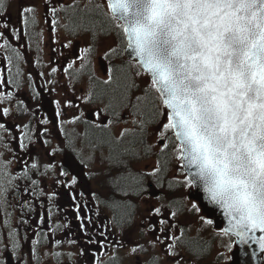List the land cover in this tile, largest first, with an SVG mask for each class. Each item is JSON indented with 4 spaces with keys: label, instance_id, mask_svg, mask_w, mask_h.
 I'll list each match as a JSON object with an SVG mask.
<instances>
[{
    "label": "snow or ice",
    "instance_id": "1",
    "mask_svg": "<svg viewBox=\"0 0 264 264\" xmlns=\"http://www.w3.org/2000/svg\"><path fill=\"white\" fill-rule=\"evenodd\" d=\"M105 2L106 10L104 2L87 0L81 6L80 0H72L59 8L48 7L47 12L56 16L58 11H70L69 23L63 27L74 36L83 35L96 43L112 40L103 52V58L111 60L106 78L100 80L94 74L89 77L93 84L99 82L104 86L99 95L107 102L102 99L103 107L97 108L92 113L94 119L85 123L103 134L91 145L94 151L88 160L94 162L95 150L100 149L99 163L107 165L104 171L110 185L104 202L111 210L113 224L121 231V241L128 234L130 253L147 252L135 238L143 232H134L139 226L130 211L129 197L144 195L147 178H153L156 187H163L168 166L174 165L183 178L174 177L168 188L175 185L202 190L203 198L222 212L227 222L226 227L213 235L229 240L235 236L241 244H255L252 258L256 259L257 252H261L259 259L264 260V0ZM4 7L5 0H0V8ZM35 11L34 6L23 7L21 23L34 24L35 16L28 14ZM51 23L55 33L59 21L53 19ZM2 27L8 30L7 23ZM3 34L0 32V36ZM12 34L16 35L15 29ZM71 44L70 40L64 47ZM93 51L92 44L79 49L76 59L83 61L81 68L91 63L88 54ZM125 53L130 59L121 61ZM15 56L19 58V52ZM6 59L11 62V58ZM73 63L70 61L65 67L66 73ZM56 71L55 67L51 69L52 73ZM7 83L12 81L9 79ZM11 96V92L0 91V99ZM92 96L90 87L83 99L88 102ZM56 103L59 105V101ZM65 103L72 106L70 100ZM8 113L7 107L2 109L3 115ZM56 115L60 116L59 107ZM83 115L82 112L73 116L71 122ZM118 124L124 126L115 128ZM23 127L27 129L28 125ZM0 129L7 131L4 123H0ZM25 147L21 141L20 148ZM153 156L155 159L149 164ZM10 163L0 160V198L6 197L15 180L7 170ZM136 164L141 167L135 168ZM36 167L33 162L31 168ZM23 175L27 177V167ZM59 175L66 177L69 173L61 167ZM76 182L77 176L73 175L68 185ZM31 183L35 185L37 181ZM55 195L48 193V199ZM157 199H167L172 210L163 217V205L151 208L150 216L160 218L157 224L150 223L148 230L151 232L158 226L160 235L146 243L152 248L159 245L170 264H198L210 250L203 229L214 223L205 213L206 206L198 202L199 196L187 203L185 197L176 199L175 193ZM0 203L6 204V200L0 199ZM79 207L77 204V220L82 219ZM192 214L200 224L194 236L187 235L185 228L180 227L181 223L191 222ZM79 228L86 233L83 222ZM9 236L13 240L12 248L19 249L15 229ZM31 243L30 259L35 260L38 241L34 239ZM55 243L59 245L61 241ZM95 243L101 249L105 246L103 241ZM117 243L123 247L122 242ZM222 246L232 249V243ZM80 254L83 255V250ZM52 255L59 257L60 253ZM136 264H162V261L153 253L143 261L137 257Z\"/></svg>",
    "mask_w": 264,
    "mask_h": 264
},
{
    "label": "rangeland",
    "instance_id": "2",
    "mask_svg": "<svg viewBox=\"0 0 264 264\" xmlns=\"http://www.w3.org/2000/svg\"><path fill=\"white\" fill-rule=\"evenodd\" d=\"M72 0H10V8L7 11H0V16L3 17L0 20V32H5L3 36L12 37V46L16 48L20 54H24L26 60L17 64V76L18 79L15 81L21 86L18 89H11L12 83H7L10 79L9 76H4L6 71V62L3 61L4 53L2 52L3 46L0 44V91H4L5 94L7 92H11L12 96L7 99H0V121L5 120L11 129H20L21 126L27 124L32 125V130L36 133L33 134L34 137V145L39 147V139L44 142V146H40L37 150L48 151L49 155L42 156L41 160L36 162L37 166L42 170H46V174L43 176L48 181V174L50 171H56V164L59 162V157L61 156L62 150L66 148L67 144H72L77 152V155L80 157L81 161L87 166L86 172L91 181V191H93L98 198H104L106 200L109 195V184H107V174L104 169L107 165H101L99 163V155L100 149L95 150L96 160L94 162H90L88 157L93 153L89 147H86L83 144V122L85 119L92 120V117H89V113H93L99 107H103L102 103H95L92 105L91 100L86 102L83 99V96L87 94L90 87H92L91 81L89 77H92L93 74L100 79L106 78V68L111 60H106L103 58V52L107 50V46L112 44V40H104L99 43L91 41L88 37L79 35H72L69 29L63 27L65 25L64 19L62 17L59 18V12L56 16H53L47 12L48 7H59L60 4L71 3ZM87 0H80L81 5L86 3ZM95 3H105V10L107 9V5L105 0H94ZM25 6H34L36 11L35 23L32 24V29L36 27V35H33L36 39L35 46H32V43L29 44L30 39L25 37L24 25L21 23V17L19 10ZM18 11V12H17ZM17 16V20H15ZM57 19L59 23L56 26V32H52V20ZM3 23L8 24V30L5 31L2 27ZM16 30V35L12 36V30ZM0 36V41L2 40ZM72 41V44L65 48L64 45L68 44L69 41ZM89 44H92L94 47V51L89 55L91 63L86 64L83 68H81L82 60H77L76 57L80 55L79 49L82 47H86ZM6 49V48H5ZM29 56V59L27 58ZM5 59V58H4ZM125 56L120 58L121 61H124ZM70 61H75L72 64L71 72H65V67L69 64ZM55 67L57 71L55 73L51 72V69ZM80 70V71H79ZM72 71L76 73H72ZM43 73V75H41ZM11 80V79H10ZM12 81V80H11ZM138 82L143 83V80H139ZM36 84H40L44 87L46 91L49 92L50 96L55 105L56 113L59 107L60 116L57 118V121L54 123L51 119L41 110L40 108V98L39 94L36 90ZM33 87L31 91L30 88ZM92 99V98H91ZM72 101V106H68L65 102ZM23 103H20V102ZM57 101H59V105H57ZM29 105L30 112L34 113L36 116L33 122H30L26 117L19 119L17 122H13V120L7 119L9 118L6 115L2 114V109L7 107L9 109L10 115H15L18 113L26 112L21 107H27ZM28 110V109H27ZM17 111V112H16ZM83 112V116L80 120L71 122L73 116H79ZM7 117V118H6ZM11 117V116H10ZM6 118V119H5ZM124 118L127 119V114H124ZM42 120H47L48 123H40ZM40 123L41 128L37 130V123ZM6 123L5 126H6ZM19 124V127L15 128V125ZM124 125L118 124L115 128L123 127ZM7 129V126H6ZM44 129V131H43ZM45 129L47 131L45 132ZM37 130V132H36ZM4 129H0V140L5 142L9 140L10 147L13 149V145L11 143L10 138L5 136ZM47 141V143H46ZM56 149V151H53ZM106 152V149L104 148ZM11 152V150H10ZM52 156H56L55 160L52 161ZM155 159L153 156L148 162L151 164L152 160ZM0 160L11 161L8 165V171L13 176L15 171V165L19 164L16 161H12L10 159V155H6L4 152L0 151ZM46 164L53 165L52 168H45ZM135 168L139 169L141 167L140 164L134 165ZM169 171L167 173V180H165L163 187H156V183L153 178H147L146 187L148 188V182L154 184L159 191H161V197H166L171 193H175V198L179 199L181 197H185V203L190 201L187 198V192L189 189L175 186L169 190L168 182L172 181L174 177L182 179L183 177L179 175L176 171V166L169 165ZM56 174V173H54ZM59 184V183H56ZM146 195L137 197L131 196L129 198V203L133 204L134 209L136 207V211H132V216L135 223L139 226L134 229V232L140 233L143 232V235H137L135 238L139 239L140 243L144 245L145 248L150 250H157V255L161 258L162 264H170L167 258L164 256V251L160 246H156L152 248L146 242L151 240L147 238L146 231L147 227L142 223L144 222V218L148 217L150 214V210L152 206L162 207V216L167 217L170 212L166 207V199H157L149 195L146 191ZM8 194L6 195V197ZM145 197V198H144ZM5 197L0 198L4 200ZM141 198V199H140ZM140 199V201H139ZM3 207L5 204L0 203ZM169 206V205H167ZM180 207V205H177ZM152 224H156L160 217L152 216ZM191 222L189 224L181 223L180 226H187L188 234H194L197 228L200 227L198 223L197 217L195 214H192L190 217ZM213 226H208L203 229V233L207 232L209 234V228ZM5 229L8 233H10V228L8 225H5ZM100 234V238L103 239L105 237L104 248L101 249L99 245L97 247H93L88 241L80 245L77 240H74L72 237L64 236L59 238L61 241L59 245L53 240L51 243H48L40 247L39 242L37 243V256H40L41 264H96V261H101L102 264H114L112 261L117 258L119 264H136V258L139 257L141 261L145 259L147 255L144 252H137L136 254H132L129 252V248L131 244L129 243L130 236L125 234L123 237V241H121V231L120 230H112L110 227L103 225L97 228ZM103 233V235H101ZM159 235V234H158ZM220 237H216V250L213 254H218L219 251L223 253L221 257L222 262H216L214 260V255L210 256L200 261V264H223L228 261L227 257H229L230 251L222 246L223 244L232 243L227 237H223V239H219ZM35 238H33L34 240ZM154 239V238H153ZM37 240V239H35ZM69 241H75V243H69ZM117 242H122L123 247H121ZM127 243V245L125 244ZM129 244V245H128ZM233 247V243H232ZM27 248V247H26ZM29 248L31 250L32 243L29 244ZM81 250H83V255H81ZM53 252L60 253L59 257H55L52 255ZM100 252H103V255H99ZM25 256L27 257L28 252L25 251ZM115 257L111 260H107L108 258ZM35 264V262H33Z\"/></svg>",
    "mask_w": 264,
    "mask_h": 264
},
{
    "label": "flooded vegetation",
    "instance_id": "3",
    "mask_svg": "<svg viewBox=\"0 0 264 264\" xmlns=\"http://www.w3.org/2000/svg\"><path fill=\"white\" fill-rule=\"evenodd\" d=\"M36 155L42 157L49 154L48 151L36 150L34 148L30 150L18 149L13 154L16 163L21 164L18 166V169L20 168L24 171L25 167H27L28 175L31 178H35L33 180H36L37 183L33 185L28 175L27 177L22 175L21 178L17 176L12 186L15 189L8 193L9 196L6 199V204L2 209L0 208V260L3 261V264H33V262L35 264H41L42 258L40 256H37L35 260L30 259L29 244L33 238L37 239L40 247L43 245L46 246L48 240L51 243L53 240H58L64 236L72 237L80 245L85 241L92 240L94 243H91V245L97 247L98 243L95 242L99 241L100 238L97 228L103 225V221L108 218V215L104 214V208L92 196L81 195L82 191L77 182L68 185V181L71 180L73 175L63 166L56 164V171H50L48 174L49 181L43 175L37 177L35 170L31 168V164ZM55 158L56 156H52V161ZM61 167L69 173L68 176L59 175ZM57 181H59V184H56ZM25 188L28 189L27 192L24 191ZM50 192L56 193L52 200L48 199V193ZM77 204L80 206L79 212L82 218L81 220L76 219ZM165 205L169 211L172 210V207L167 206L169 205L167 199ZM153 207L155 206L151 208ZM20 213L22 214L20 215ZM151 217L150 214L148 217H145L142 224L147 227V238L152 240L155 235H160V233L158 226L151 232L148 230L149 224L154 222ZM24 221H27V223ZM81 222L86 226V233L82 232L79 228ZM5 225L9 226L10 232L15 229V242L19 243V249L14 250L12 248L13 240L5 229ZM212 226V228H209V234L207 232L203 233L204 241L207 242L210 250L199 260L198 264H200L201 260H206V258L212 255H214L216 262H222L221 251L218 254H213L216 250V236L213 234L221 228V225L213 223ZM180 227H184L188 231L187 226ZM189 235L194 236L196 234ZM219 239L221 240V237ZM125 244L127 245V243ZM157 248H155V251L146 248L147 252L144 253L147 256L153 253L157 255ZM26 250L28 252L27 257L24 254ZM13 251L16 252V256H13ZM7 260H9V263Z\"/></svg>",
    "mask_w": 264,
    "mask_h": 264
},
{
    "label": "water",
    "instance_id": "4",
    "mask_svg": "<svg viewBox=\"0 0 264 264\" xmlns=\"http://www.w3.org/2000/svg\"><path fill=\"white\" fill-rule=\"evenodd\" d=\"M128 56V54L126 53ZM129 57V56H128ZM42 94V106L44 109L48 112V114L54 118V107L52 105L51 100L43 93L42 89H39ZM62 162L65 166L69 168V170L78 178L79 184L82 187V190L85 193L90 192V182L87 179L85 173H84V166L79 163V161L76 159L73 153L66 150L63 154ZM189 196L193 197L194 199H197V197H200V200L198 202H201L203 205H205V213L209 216H212L215 222H222L224 227L227 226V222L224 220L222 212H220L218 209H215V207L211 204H208L207 200L203 198V192L200 189L194 188L189 190ZM211 209L212 211L209 213L208 210ZM259 235V233H257ZM235 237V236H234ZM235 247L231 251V260L226 264H264V260L259 259V257L262 255L261 252H257V258H252V252L256 250V245L252 244L251 246L246 244L239 243V238L235 237Z\"/></svg>",
    "mask_w": 264,
    "mask_h": 264
},
{
    "label": "trees",
    "instance_id": "5",
    "mask_svg": "<svg viewBox=\"0 0 264 264\" xmlns=\"http://www.w3.org/2000/svg\"><path fill=\"white\" fill-rule=\"evenodd\" d=\"M10 1H8V0H5V7L4 8H0V11H3V10H5V11H7L8 10V8H10ZM81 6H83V5H81ZM57 8H59V7H57ZM59 12V14H61V13H64V20L66 21V23L68 24L69 23V16L71 15V12L70 11H68V12H64V11H58ZM29 16L31 15V14H28ZM32 16V15H31ZM60 17V16H59ZM32 30H31V28H30V26L29 25H27V26H25V28H24V32H25V37L26 38H28V40L30 39V32H31ZM7 41V44H5V42ZM10 41H11V39L10 38H6V37H4V36H2V40H1V44H3V47L4 48H6L5 50H6V54L8 55V56H6V57H9V58H11V61H14V53H13V50H10L9 49V47H10ZM122 49L123 48H121V51H122ZM10 50V51H9ZM8 51L10 52V53H8ZM124 61H126L125 59H124ZM92 84V83H91ZM103 85L102 84H100L99 82H97V83H95V84H92V89H93V97H92V99H91V103H92V105L93 104H95V103H102V99H103V102L104 103H106L107 101H106V98H102L100 95H99V93L101 92V90L103 89ZM103 104V103H102ZM85 121H87V119H85L84 120V122H83V130H84V133H83V144L86 146V147H89L90 148V150H92L93 151V149L91 148V145L93 144V143H95L96 142V140H97V138L98 137H100L101 135H103L101 132H100V130H98V129H96V128H93L90 124H87V123H85ZM69 145V147H71L72 149H74V147L72 146V144H68ZM67 145V146H68ZM105 149H106V152H107V147H105ZM110 188V187H109ZM108 188V189H109ZM129 199H131V198H129ZM218 258H219V256H218Z\"/></svg>",
    "mask_w": 264,
    "mask_h": 264
}]
</instances>
